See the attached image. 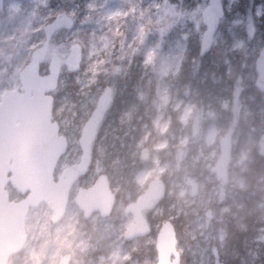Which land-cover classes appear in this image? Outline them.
Masks as SVG:
<instances>
[{
    "label": "rangeland",
    "instance_id": "rangeland-1",
    "mask_svg": "<svg viewBox=\"0 0 264 264\" xmlns=\"http://www.w3.org/2000/svg\"><path fill=\"white\" fill-rule=\"evenodd\" d=\"M239 1H224L226 14L207 54L226 69V81L214 82L206 99L197 100L194 83L179 79L183 80L182 66L204 29L201 11L207 0H4L0 98L4 90L20 87L18 73L42 42L44 24L60 11L74 19L72 28L52 36L43 64L51 52L65 56L72 42L81 45L80 69L71 76L63 66L52 93L53 118L69 140L57 173L77 161L81 125L103 85H111L114 95L121 96L134 70L146 78L138 84L136 101L116 119L112 115L106 119L96 159L70 188L63 216L53 222L46 202L30 207L25 243L7 264H58L66 253L69 264H157L154 234L124 237L132 216L123 208L131 197L127 184L139 194L148 180L159 177L166 183L163 202L144 214L155 232L166 219L174 223L180 264H227L236 252L228 224L253 234L242 235L241 246L247 251L239 257L240 264H264V226L255 229L264 222V159L257 154V138L264 131V94L254 86V60L264 45L255 24L264 19V0H257L254 7L249 0L244 11H231ZM190 61L192 79L199 59ZM70 81L74 85L68 88ZM227 130L232 134V156L224 183L211 168L219 155L218 139ZM135 131V164L124 180L120 167L105 163L104 147L118 142L119 149L126 143L123 148L128 151ZM257 162L261 165L253 170ZM100 172L108 173L116 203L107 216L95 212L85 217L74 196L79 186L89 185ZM240 191L247 196L238 195ZM10 197L21 196L10 189Z\"/></svg>",
    "mask_w": 264,
    "mask_h": 264
},
{
    "label": "water",
    "instance_id": "water-1",
    "mask_svg": "<svg viewBox=\"0 0 264 264\" xmlns=\"http://www.w3.org/2000/svg\"><path fill=\"white\" fill-rule=\"evenodd\" d=\"M2 3L0 0V8ZM223 14L222 0H208L202 9L204 30L198 47L200 55L211 49ZM73 23V18L62 11L43 26L45 39L31 51L29 61L20 70V87L5 90L0 99V264H6L9 256L24 245V218L30 207L44 201L53 211V222L62 217L70 187L90 166L93 141L113 100L112 88L105 86L80 128L78 160L64 166L55 178V168L67 150L68 139L59 133L58 122L52 120L54 97L51 92L57 87L62 65L70 72L80 68L81 46L78 42L72 43L64 57L52 52L45 74L40 73V65L45 60L52 34L59 29L72 28ZM254 70V85L264 93V47L255 58ZM219 147V156L211 169L217 179L227 181L231 159L230 130L220 137ZM258 152L264 156V132L258 138ZM8 187L24 197L17 201L10 199ZM165 192V181L153 178L135 200L125 204L124 212L132 214L124 231L125 238L134 239L150 233L151 227L143 210L154 209ZM74 201L85 217L96 211L101 216L109 215L116 198L107 174L100 173L89 186L79 187ZM155 250L157 264H180L172 221L161 223L155 237ZM69 260L70 254H64L58 264H69Z\"/></svg>",
    "mask_w": 264,
    "mask_h": 264
},
{
    "label": "trees",
    "instance_id": "trees-1",
    "mask_svg": "<svg viewBox=\"0 0 264 264\" xmlns=\"http://www.w3.org/2000/svg\"><path fill=\"white\" fill-rule=\"evenodd\" d=\"M249 0H240L237 4H235L231 11L235 9H239L240 11H244L246 9L247 6V2ZM259 1L257 0H253L251 7H254L255 4H257ZM226 14V12H225ZM224 14V15H225ZM255 33H257V35L259 36V38L261 39L262 43L264 44V19L261 18L260 22H257L255 24ZM210 55H204L203 57H198V52H197V44L196 46H194L192 48V50L188 53L187 56V60L184 62L183 66H182V70H181V76L183 78L179 79L180 82H184V83H194L191 84L193 86H195L197 88V100L201 99L203 97H207V94H209V87L211 85H213L214 82H219V84H223L222 82L226 81V69L221 67V65H218L217 63H215V60L210 59L209 57ZM199 59V64L197 66V71H196V76L195 78L189 79V75L194 67L193 63L190 61L191 59ZM195 60H193L194 62ZM42 68H46V66H42ZM70 75L72 76V73H70ZM140 80V81H139ZM146 78L144 79V77H140V74L137 73V69L134 70L133 73H130L128 79L126 80V82L124 83V80H122V83H124V88H123V92L122 95H118V96H114L112 105L109 109V111L106 114V118L105 120L102 122L100 129H99V133L95 139V142L93 144V158H92V162L96 159L97 156V141L99 138V135L101 133V129L103 127V125L105 124L106 119H108V116L112 115V117L114 119H116V117L121 113V111L127 109L130 105H132L136 100H135V94H136V90L137 88L140 87L139 82L145 83ZM72 81H70V83L68 84V88H71L74 84L71 83ZM104 83H102L103 85ZM205 97V99H206ZM116 106V111L114 110ZM113 111V114H112ZM137 133L138 132H134L132 133L133 136H131L134 141L132 142V147H130L128 149V151H124L123 146H126L127 144L124 143V145L122 144V147H120L118 149V142L116 144L115 147H109V148H105L104 147V141L102 142V145L104 147V153L106 154V160L105 163L106 164H114L119 168L120 172V176H123V179L126 180L127 179V172L131 171L132 174V169L133 166L135 164V156H134V148H135V143H136V138H137ZM129 137V134H126L125 136L122 137V140L127 141ZM107 143V142H105ZM98 152H99V147H98ZM258 154V153H257ZM259 155V154H258ZM257 155V156H258ZM260 157L262 159H264L263 156L260 155ZM256 162V159L253 161ZM258 165L259 162L254 163L253 164V170H256V168H259ZM130 180L131 183H133V179L132 176L130 175ZM112 184V183H111ZM113 185V184H112ZM250 191H252L254 193V190L252 189V187H249ZM126 189L128 191L131 192V199H134L135 196L137 194L132 193V188L131 185L127 184ZM247 193V192H246ZM245 193V191H240L237 194L244 196V194L247 196V194ZM163 202V200H162ZM161 202V203H162ZM264 226V222H260V224L255 225V229H258L259 227ZM227 231L229 234V238H230V244L231 246H233L236 249L234 258H230V260L227 262V264H240L239 257H244V255H246V251L247 249L245 247L241 246V241H242V235H253L249 230H242L241 228L238 227H232L231 224L227 225ZM257 231V230H256ZM152 235L154 234V229L152 230ZM255 235H257V232H255ZM255 237V236H254ZM264 255V254H263Z\"/></svg>",
    "mask_w": 264,
    "mask_h": 264
},
{
    "label": "flooded vegetation",
    "instance_id": "flooded-vegetation-1",
    "mask_svg": "<svg viewBox=\"0 0 264 264\" xmlns=\"http://www.w3.org/2000/svg\"><path fill=\"white\" fill-rule=\"evenodd\" d=\"M219 180H220V179H219ZM221 181H222V180H221ZM227 181H228V179H227ZM227 181H222V182H224V183H225V182H227Z\"/></svg>",
    "mask_w": 264,
    "mask_h": 264
}]
</instances>
